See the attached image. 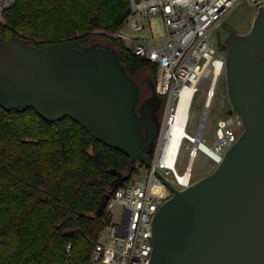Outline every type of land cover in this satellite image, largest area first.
<instances>
[{
	"label": "water",
	"instance_id": "water-1",
	"mask_svg": "<svg viewBox=\"0 0 264 264\" xmlns=\"http://www.w3.org/2000/svg\"><path fill=\"white\" fill-rule=\"evenodd\" d=\"M229 113L244 130L216 169L156 211L149 264H264V3L245 33L225 43ZM118 53L64 41L39 47L0 30V106L34 108L49 122L71 117L95 138L150 166L159 124ZM122 183V175L113 183ZM110 197L105 192L100 216Z\"/></svg>",
	"mask_w": 264,
	"mask_h": 264
},
{
	"label": "trees",
	"instance_id": "trees-1",
	"mask_svg": "<svg viewBox=\"0 0 264 264\" xmlns=\"http://www.w3.org/2000/svg\"><path fill=\"white\" fill-rule=\"evenodd\" d=\"M129 13V0H16L0 30L39 47L110 46L131 78L151 72L145 88L156 93L157 66L111 35ZM138 171L137 161L71 117L49 122L34 108L0 106V264H93L108 219L96 216L99 201Z\"/></svg>",
	"mask_w": 264,
	"mask_h": 264
},
{
	"label": "built area",
	"instance_id": "built-area-1",
	"mask_svg": "<svg viewBox=\"0 0 264 264\" xmlns=\"http://www.w3.org/2000/svg\"><path fill=\"white\" fill-rule=\"evenodd\" d=\"M129 1L130 13L119 31L111 35L121 38L136 55L157 66L155 91L163 97L164 108L152 158H149L151 165L137 161L139 171L132 180L110 193L105 207L108 219L93 251V264H149L154 215L173 195L168 183L177 189L192 185L195 182V161L200 152L205 157L208 153L203 129L225 66L224 52L218 50L211 35L226 22L227 16L241 2L247 1L257 10L259 4L264 3V0ZM15 3L16 0H0V23H4V12ZM153 15L163 21L159 34L155 33L152 26ZM125 25L145 34L127 35L123 32ZM219 63L221 71L216 73ZM203 85L208 87L201 122L196 133L187 131L191 105L177 153L172 156L168 143L173 136L181 93L184 87L189 86L196 95ZM243 130V119L236 112L219 119L214 144L208 146L214 152L209 159L218 165ZM184 148L188 150L189 158L184 171L179 172L178 161ZM204 160L208 162L206 158ZM117 205L123 206V212L121 220L114 222L112 217Z\"/></svg>",
	"mask_w": 264,
	"mask_h": 264
},
{
	"label": "rangeland",
	"instance_id": "rangeland-1",
	"mask_svg": "<svg viewBox=\"0 0 264 264\" xmlns=\"http://www.w3.org/2000/svg\"><path fill=\"white\" fill-rule=\"evenodd\" d=\"M256 12L257 9L253 5L249 4L247 1H243L230 12V14L226 18V23L230 27L234 28L237 32L245 33L250 30ZM151 19L155 33L159 34L162 31L163 21L159 18V16L156 15H153ZM123 32L130 36H139L145 34L143 32L131 29L128 25H125V27L123 28ZM227 35H229L227 30L224 27H220L219 29L213 31L211 38L214 44L218 45L219 43L225 41ZM224 55H226V51H224ZM146 77H151V72L149 70H143L140 74L136 75L135 77L136 81L142 88H145L146 85H148L145 80ZM207 87V85L201 86L196 92V95L193 99L192 107L190 110V120L187 129L189 133H196L197 128L201 122L204 112ZM230 109L231 103L228 94L224 66V69L217 85L216 94L211 102V106L209 108L203 129V137L208 146H212L216 139V128L218 120L221 118H225L228 115ZM188 158V150L184 148L180 154L178 161L177 168L179 172L184 171L185 166L188 162ZM205 158V154L200 152L199 156L195 161L193 170V178L195 179V181L213 172L218 166L211 159H209L208 162H205ZM122 212L123 206L117 205L115 213L112 217V221L119 222L121 220Z\"/></svg>",
	"mask_w": 264,
	"mask_h": 264
},
{
	"label": "bare ground",
	"instance_id": "bare-ground-1",
	"mask_svg": "<svg viewBox=\"0 0 264 264\" xmlns=\"http://www.w3.org/2000/svg\"><path fill=\"white\" fill-rule=\"evenodd\" d=\"M221 71V66L220 63L217 65V70L216 73H219ZM194 89L192 87L186 86L184 87L182 93H181V98L179 101L178 105V111H177V117L176 121L174 122V130H173V136L171 137L169 143H168V150L171 153V155H176L177 150H178V145L181 139V136L184 132L185 125L188 122V117H189V110L192 105L193 99L195 97L193 93ZM210 102V100H209ZM209 102L207 103V108L209 105ZM207 108L205 109L204 117L207 112ZM206 149L208 151L206 155V159L208 160L209 157L214 155V152L211 148L206 146ZM193 163V161H192ZM188 172L187 174H189Z\"/></svg>",
	"mask_w": 264,
	"mask_h": 264
},
{
	"label": "flooded vegetation",
	"instance_id": "flooded-vegetation-1",
	"mask_svg": "<svg viewBox=\"0 0 264 264\" xmlns=\"http://www.w3.org/2000/svg\"><path fill=\"white\" fill-rule=\"evenodd\" d=\"M224 27L229 35L225 38V41L219 43L217 48L219 51L224 52L225 50V43L228 37H230L233 33L237 32L234 28L230 27L226 22L221 26ZM148 86V85H146ZM145 105V110L151 111L155 120L158 124H160V120L163 115V108H164V99L160 95L154 93L149 88H142L140 86V96L137 104V111L139 112L141 107Z\"/></svg>",
	"mask_w": 264,
	"mask_h": 264
}]
</instances>
